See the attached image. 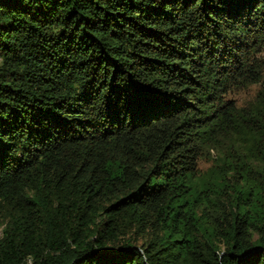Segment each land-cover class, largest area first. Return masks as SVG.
<instances>
[{
    "label": "trees",
    "instance_id": "obj_1",
    "mask_svg": "<svg viewBox=\"0 0 264 264\" xmlns=\"http://www.w3.org/2000/svg\"><path fill=\"white\" fill-rule=\"evenodd\" d=\"M263 44L264 0H0V264H264Z\"/></svg>",
    "mask_w": 264,
    "mask_h": 264
},
{
    "label": "rangeland",
    "instance_id": "obj_2",
    "mask_svg": "<svg viewBox=\"0 0 264 264\" xmlns=\"http://www.w3.org/2000/svg\"><path fill=\"white\" fill-rule=\"evenodd\" d=\"M256 56L259 57V60L261 61L260 63L263 66V79H264V44L256 52ZM259 88L260 85L256 83H252L247 88L236 91L234 96L236 97V100L239 103V105H244L254 97V95L259 90ZM209 165L210 162H208L206 159H200L198 162V167L201 170H205Z\"/></svg>",
    "mask_w": 264,
    "mask_h": 264
}]
</instances>
